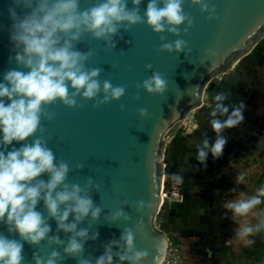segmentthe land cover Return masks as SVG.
<instances>
[{"label": "water", "instance_id": "95a60500", "mask_svg": "<svg viewBox=\"0 0 264 264\" xmlns=\"http://www.w3.org/2000/svg\"><path fill=\"white\" fill-rule=\"evenodd\" d=\"M39 2L31 0L32 6L27 7L23 0L20 3L0 0V83H8L4 77L10 71H30L16 60L18 54L24 55V46L12 39L13 26ZM101 2L80 0L79 10H88ZM206 2L208 10L203 11L200 5L185 0L184 11L193 23L191 27L187 21L177 26L178 35L155 32L144 17L143 22L136 24L122 22L117 32L108 37L96 38L93 33L83 31L73 41V50L88 57L84 61L85 70L99 69L100 93L95 98L77 95L74 106L65 105L59 98L44 104L37 131L23 142L14 141L7 148L0 146V151L19 149L40 139L53 152L57 165L68 166L64 184L69 188L78 185L81 195L90 197L101 212L96 219L89 214L77 223V231L86 229L88 237H77L83 248L76 254L64 251L74 233L58 228L43 199L36 210L51 230L39 243L24 240L14 229L9 231L12 226L6 220L0 221V236L23 244L21 264H36V257L47 264L53 252L59 254L54 258L55 264H81L85 260L96 264L109 245L114 254L113 264H131L127 260L121 262L115 255L126 252L121 236L128 231L134 236V247L128 254L147 253L138 264H162L171 234L184 230L201 235L204 223L200 211L182 205L171 193L164 196V186L166 177H175L178 172H184L185 177L194 178L193 183L200 185L205 179L202 171L208 168L210 160L206 157L201 161L191 155L187 161L177 163L169 150V139L190 117L189 129L198 125L200 133L207 130L203 124L215 110L217 95L226 97L219 103L228 107L229 112L217 113L215 119L224 121L233 110L244 107L245 98L231 92V85L241 61L264 40V0ZM148 3L149 0H142L139 5L142 17ZM127 7L134 9L132 0H127ZM10 9L17 13L15 19ZM61 36L63 43L68 37ZM178 39L186 41L181 51L174 47ZM169 43L173 44L171 52L163 48ZM157 72L166 81V87L163 92L150 93L143 82ZM105 81L114 87H124L125 94L104 102ZM68 84L69 92H74ZM205 94L211 105L204 103ZM5 101L8 102L7 98ZM240 124L222 129L219 135L226 140L222 153L231 146L235 149L237 140L232 138L240 135L237 130ZM212 131L211 147L218 138L217 132ZM183 165L186 169L182 170ZM49 178L44 173L37 180L47 182ZM63 186L59 185L56 191H62ZM67 206L60 205L61 212ZM74 215L70 214L68 223L75 222ZM53 237L62 243L52 242Z\"/></svg>", "mask_w": 264, "mask_h": 264}, {"label": "clouds", "instance_id": "9594fccd", "mask_svg": "<svg viewBox=\"0 0 264 264\" xmlns=\"http://www.w3.org/2000/svg\"><path fill=\"white\" fill-rule=\"evenodd\" d=\"M21 0H17L20 3ZM27 7H31V0H23ZM134 9L129 10L127 0H103L88 10L80 11V0H40L38 6L18 23L14 24L15 34L12 39L24 46V55H17L16 60L25 64L30 71H10L4 77L8 83H0V146L7 148L13 142H23L32 136L40 124L42 106L54 102L57 98L65 105L74 106L75 97L82 95L84 98H95L101 91V84L97 77L99 69L85 70L84 61L87 55L73 50V41L80 38L83 31L94 34L96 38L108 37L118 30L122 22L136 24L147 18V24L155 32H171L179 34L177 26L186 21L189 27L192 20L185 13L183 5L185 0H149L144 16L139 14V5L142 0H132ZM194 5H200L203 11L208 10L206 0H191ZM10 14L15 19L17 13L10 9ZM68 37L62 41V36ZM186 41L178 39L174 43L176 51H181ZM163 48L173 51V44H164ZM151 68V65L147 66ZM75 91L69 92V84ZM143 87L150 93L163 92L166 81L160 73L143 82ZM103 101L119 99L125 94L124 87H114L109 81L103 83ZM7 98V101H5ZM224 95L215 96V110L212 111L211 124L217 132L218 138L210 151L214 156L222 154L226 140L220 136L222 129L232 127L243 120L240 109L232 111L224 121L215 119L217 113L227 114L229 108L222 102ZM204 103H209L207 94ZM143 114V110H142ZM198 127V125H197ZM209 148V142L204 141L203 148L199 149L198 159L204 161L208 155L204 149ZM69 169L65 163L57 165L53 152L48 149L40 139L31 144H24L19 149L13 147L11 151H0V221L6 220L24 240L39 243L50 232L42 214L37 211L41 199L50 214L57 220L58 228L74 233L66 253H79L83 245L77 237H88L86 229L77 231V223L91 214L93 219L99 217L101 209L95 207L93 200L81 195L78 185L64 184ZM48 173L49 180H37L42 174ZM242 180L243 177H240ZM35 181V183H33ZM63 184L62 191H56ZM55 192V195L53 194ZM260 196H264V189L259 195L249 199L227 205L234 214L246 217L253 208L261 203ZM70 202V203H69ZM68 206L61 212L60 205ZM70 214L74 221L68 223ZM117 216L120 213L116 214ZM259 227L264 228V219ZM253 233V228L242 226L239 235L248 236ZM98 235V234H97ZM95 238V237H93ZM52 242L62 243L58 237L51 238ZM127 250L125 253H116L119 260L131 261L138 264L139 260L147 253L135 252L129 255L134 247V236L131 231L122 234ZM113 244L117 243L115 241ZM23 244L0 236V264H21ZM59 254L52 253L47 264H55V257ZM112 245L106 247L105 254L96 260V264H113ZM36 264L44 262L36 257ZM81 264H90L82 261Z\"/></svg>", "mask_w": 264, "mask_h": 264}, {"label": "crops", "instance_id": "0c3cea01", "mask_svg": "<svg viewBox=\"0 0 264 264\" xmlns=\"http://www.w3.org/2000/svg\"><path fill=\"white\" fill-rule=\"evenodd\" d=\"M237 70L231 92L248 98L251 105L260 104L257 117L248 110L239 122H245L252 131L251 135L244 133L232 138L237 140L235 149L228 147L219 157L207 155L210 163L202 171L205 173V179L200 183L202 186L195 185L194 178L185 177L184 172L170 177L168 193L182 205L197 208L204 223L201 235L182 230L170 236L187 264H264V228L259 227L264 219V196H260L261 203L246 217L237 216L227 207L230 203L257 196L264 189V40L257 56L251 53L241 61ZM208 100L207 105H211ZM206 119L203 125L207 130L200 133L197 126L194 129L188 126L185 133L179 138L173 137L169 144L172 146L179 141L186 161L191 155L198 157L205 140L209 142V148L204 150L210 151L213 117L210 114ZM194 151L197 154H193ZM181 169L186 167L183 165ZM188 195L192 196L191 200ZM244 225L253 228L251 235H239Z\"/></svg>", "mask_w": 264, "mask_h": 264}, {"label": "flooded vegetation", "instance_id": "af4514ba", "mask_svg": "<svg viewBox=\"0 0 264 264\" xmlns=\"http://www.w3.org/2000/svg\"><path fill=\"white\" fill-rule=\"evenodd\" d=\"M249 99L248 98H246L245 97V99L243 100V103H244V107H243V109H242V111H241V114H242V116L243 115H247V112H248V110H250V113H252V115L254 116V117H257V115H259V113H258V111H259V105L260 104H258V103H256V104H250L249 103ZM240 102V101H239ZM260 121H262V120H260ZM237 130L239 131L238 133L240 134V135H242V134H246V135H251V133H252V131L247 127V125L245 124V122L242 124H240V125H237ZM169 150L171 151V153H172V155H173V157H174V159L177 161V163H180V162H182V161H184L185 159L183 158V156H182V152H181V148H180V143H179V141H176L175 143H173V145L172 146H170L169 145ZM227 151V150H226Z\"/></svg>", "mask_w": 264, "mask_h": 264}, {"label": "built area", "instance_id": "2783aa9c", "mask_svg": "<svg viewBox=\"0 0 264 264\" xmlns=\"http://www.w3.org/2000/svg\"><path fill=\"white\" fill-rule=\"evenodd\" d=\"M165 194V193H164ZM162 264H187L182 257L179 246L170 237L167 255Z\"/></svg>", "mask_w": 264, "mask_h": 264}, {"label": "rangeland", "instance_id": "374dc122", "mask_svg": "<svg viewBox=\"0 0 264 264\" xmlns=\"http://www.w3.org/2000/svg\"><path fill=\"white\" fill-rule=\"evenodd\" d=\"M191 120H192L191 117L188 118L187 121H186V123H185V125H183V126L179 129L178 133L175 134V135H173V137L179 138L183 133H185V132H186V129H187V127H188V124L190 123ZM173 137H171V138L169 139V143H168V144H170V142H171V140H172ZM169 181H170V176H167L166 179H165V186H164V193H165V196H168V195H169V193H168V192H169Z\"/></svg>", "mask_w": 264, "mask_h": 264}, {"label": "trees", "instance_id": "16d2710c", "mask_svg": "<svg viewBox=\"0 0 264 264\" xmlns=\"http://www.w3.org/2000/svg\"><path fill=\"white\" fill-rule=\"evenodd\" d=\"M263 43V41L254 49V51L252 52V55L253 56H257V54H258V52H259V47H260V45Z\"/></svg>", "mask_w": 264, "mask_h": 264}]
</instances>
